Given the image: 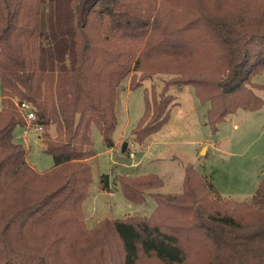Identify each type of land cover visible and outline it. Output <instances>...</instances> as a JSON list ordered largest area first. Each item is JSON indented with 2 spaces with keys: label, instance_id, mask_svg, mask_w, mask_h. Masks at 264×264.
Segmentation results:
<instances>
[{
  "label": "trees",
  "instance_id": "1",
  "mask_svg": "<svg viewBox=\"0 0 264 264\" xmlns=\"http://www.w3.org/2000/svg\"><path fill=\"white\" fill-rule=\"evenodd\" d=\"M261 74L264 0H0V264H264V180L236 201L191 164L177 193L153 191L164 186L157 174H121L115 184L128 201L153 199L150 216L89 227L84 209L92 130L115 146L120 91H144L131 130L144 145L179 104L173 87L194 88L216 130L239 109L262 107ZM21 103L43 127L54 161L45 171L16 140ZM100 185L112 192L109 175Z\"/></svg>",
  "mask_w": 264,
  "mask_h": 264
},
{
  "label": "rangeland",
  "instance_id": "2",
  "mask_svg": "<svg viewBox=\"0 0 264 264\" xmlns=\"http://www.w3.org/2000/svg\"><path fill=\"white\" fill-rule=\"evenodd\" d=\"M48 18V4H44L40 16L43 31L48 30ZM158 80L154 82L160 90L164 84ZM254 82L262 85L255 90L263 100L262 107L255 111L239 109L218 124L216 130L208 123L209 104L198 99L194 88L178 90L173 87L171 91L179 104L172 108L168 122L144 145L138 144L131 132L144 113V91H130L128 86L120 91L116 102L118 126L114 139L118 142L115 150L108 152L99 130L95 127L92 130L97 158L91 162L92 183L84 202L87 225L92 227L106 218L151 215L155 208L151 197L145 204L136 205L116 186L115 180L121 174H157L164 186L153 191L177 193L182 188L185 167L191 164L211 180L220 195L236 201L250 200L264 180V74L258 75ZM50 133L55 136L54 129ZM23 135L24 126L18 127L16 140L27 148L30 165L37 171L51 168L54 161L44 151L46 138L42 131L30 128L25 137ZM124 143H127L128 154L122 153ZM130 152L135 153L134 158L130 157ZM102 175H109L112 192L102 190Z\"/></svg>",
  "mask_w": 264,
  "mask_h": 264
},
{
  "label": "built area",
  "instance_id": "3",
  "mask_svg": "<svg viewBox=\"0 0 264 264\" xmlns=\"http://www.w3.org/2000/svg\"><path fill=\"white\" fill-rule=\"evenodd\" d=\"M19 108L22 112H24L25 118H26V125L24 126V135L23 137H25V135L28 132V129L30 128H35L38 131H43V127L42 126H38V125H34V121L36 120V115L34 113V111L31 109V107L27 104V103H21L19 105ZM19 138H21V136H19ZM131 158L135 157V153L134 152H130L129 153Z\"/></svg>",
  "mask_w": 264,
  "mask_h": 264
},
{
  "label": "crops",
  "instance_id": "4",
  "mask_svg": "<svg viewBox=\"0 0 264 264\" xmlns=\"http://www.w3.org/2000/svg\"><path fill=\"white\" fill-rule=\"evenodd\" d=\"M115 141H116V142H115V146H116V145H117V142H118V140L116 139ZM115 146H114L113 148L107 149V151H108V152L114 151V150H115Z\"/></svg>",
  "mask_w": 264,
  "mask_h": 264
},
{
  "label": "water",
  "instance_id": "5",
  "mask_svg": "<svg viewBox=\"0 0 264 264\" xmlns=\"http://www.w3.org/2000/svg\"><path fill=\"white\" fill-rule=\"evenodd\" d=\"M126 147H127V143H124V145H123V152L126 150Z\"/></svg>",
  "mask_w": 264,
  "mask_h": 264
}]
</instances>
